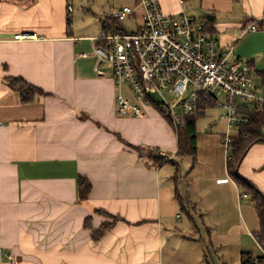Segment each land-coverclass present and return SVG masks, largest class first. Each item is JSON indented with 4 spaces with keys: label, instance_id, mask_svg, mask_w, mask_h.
<instances>
[{
    "label": "crops",
    "instance_id": "obj_1",
    "mask_svg": "<svg viewBox=\"0 0 264 264\" xmlns=\"http://www.w3.org/2000/svg\"><path fill=\"white\" fill-rule=\"evenodd\" d=\"M159 1L168 14L185 11L204 24L213 16L212 35L233 48L232 60H249L261 84L255 87L264 91V0ZM73 2L111 19L139 0H0V264H241L245 253L264 255L253 237L259 224L238 204L219 138L222 167L211 160L199 172V149L192 169L199 186L185 195L178 168L174 175L166 168L181 159L173 125L152 105L141 117L118 113L112 68L99 76L87 53L96 36L77 33L73 21L67 27ZM142 14L139 7L138 20ZM252 24L256 31L248 30ZM26 32L37 37L14 40ZM8 76L47 94L29 100L9 86ZM143 146L176 163L153 165L135 148ZM238 168L264 192V142L252 145ZM80 176L93 185L83 203ZM106 223L110 229L95 238Z\"/></svg>",
    "mask_w": 264,
    "mask_h": 264
},
{
    "label": "built area",
    "instance_id": "obj_2",
    "mask_svg": "<svg viewBox=\"0 0 264 264\" xmlns=\"http://www.w3.org/2000/svg\"><path fill=\"white\" fill-rule=\"evenodd\" d=\"M139 7L142 20H138ZM111 18L115 24L105 22L100 36L92 41L97 74L105 76V67L112 68L118 113L141 117L146 106L157 101L176 131L189 117L206 115L211 108L222 109L227 123L222 139L227 157H231L239 127L249 122L256 107L264 106V91L254 86L249 60H232L233 48L221 47L219 39L205 31L203 20L185 11L165 13L159 0L123 6ZM124 20L136 21V29L130 31ZM257 29L256 24L248 28ZM36 37L18 33L14 40ZM253 237L263 248L261 235Z\"/></svg>",
    "mask_w": 264,
    "mask_h": 264
},
{
    "label": "trees",
    "instance_id": "obj_3",
    "mask_svg": "<svg viewBox=\"0 0 264 264\" xmlns=\"http://www.w3.org/2000/svg\"><path fill=\"white\" fill-rule=\"evenodd\" d=\"M208 19L209 21H205V31L212 34L213 32L211 29L212 25L215 23V18L213 16H209ZM71 22L72 18L69 15L67 18V27L69 29L71 28ZM261 26L264 27V20L261 21ZM99 44H101V42H99ZM261 76L264 84V72L261 73ZM6 81L13 90L19 92L24 96L29 95V100H32L33 97L37 95L47 94L42 88L33 85L25 78L20 76H8L6 77ZM26 100L28 99L26 98ZM151 105L171 122V119L166 116L165 110L159 102L153 101ZM203 116L205 115L189 117L186 123L179 125L176 130L178 138V151L176 153V156L179 158L189 156L192 158L193 164H196L198 160L197 122L199 117ZM262 142H264V106H258L251 113L249 122L246 124H242L239 127L238 132L235 134L232 155L227 159V164L228 169L234 179L236 181L241 179V181L244 183L243 187L245 188V194L250 195L252 201L255 204L259 219V230L257 234L261 235V242L264 249V197L252 182H250L247 178H243L239 174L238 170L240 161L244 157L245 153L249 150V148L256 143ZM135 148L137 151H139L141 157L150 159L153 165H157L158 163H162L165 161L176 163L175 159L160 155L159 152L154 149H150L144 146ZM143 151H148L149 153L144 154ZM92 189L93 185L89 178L85 176H80L78 178L79 203H83L89 200ZM90 224L91 217H87L85 225L90 226ZM111 224L112 223H106L101 229L94 231V237L98 238L103 233H105L108 229H110ZM241 264H264V255L255 257L250 253H245L242 256Z\"/></svg>",
    "mask_w": 264,
    "mask_h": 264
},
{
    "label": "rangeland",
    "instance_id": "obj_4",
    "mask_svg": "<svg viewBox=\"0 0 264 264\" xmlns=\"http://www.w3.org/2000/svg\"><path fill=\"white\" fill-rule=\"evenodd\" d=\"M73 4H74V12H73V16H72V19H73L72 21H73V24H74V27H75L77 33H80L82 35L83 34H91V35H95L96 37H98V36H100V34L102 32L103 22L105 20L106 21L109 20L110 22H112V20L110 18L106 19L101 14L95 15L93 13V11L87 10L85 8H81V6H79V4H77V3L73 2L71 5L73 6ZM88 7H90V5ZM112 24H115V22ZM123 24L130 31H133L136 29V22L133 20H124ZM87 53L92 56L93 52H90V50H89V51H87ZM253 83H254V86L256 84L260 88L261 84H258L259 80L256 76L254 77V75H253ZM222 100H224V96H222ZM222 113H223L222 109H214V110L208 111L205 116L199 117V119H198V122H197V129H198L197 146H198V152L200 149V153L203 157V159L201 161L202 164H201L199 172H201L202 167L206 171L210 165L204 164V162H211V160L216 164L218 163L222 167L223 157H222V154H221L218 146L214 143L217 138H219L220 143L222 145L223 152H224V160L226 161L225 149H224L223 142L221 141L222 132H223V134L226 132V123L220 117V115ZM143 153L147 154L149 152L143 151ZM198 157H199V154H198ZM166 168L172 169L173 175L176 173V168H178V170H177L178 175L177 176L180 179V185L178 182L179 189L185 195H186V191L188 192V188L192 192V190H194L196 186H199V183H197V181L195 183L192 182V180H194L195 171L192 172L193 162H192L191 157H189V156L182 157L179 160L178 166L177 165L175 166L173 164H169L168 167H166ZM166 168L163 170V172H165L167 170ZM258 172H260V171H258ZM165 175L163 173V180L165 179ZM200 175L201 174L199 173V176ZM242 177L246 178L245 176H242ZM166 180H167V175H166ZM249 181L251 182V180H249ZM167 182H168V180H167ZM239 182H241V183H239ZM169 185L175 189L176 188V178L173 181V185L171 182ZM236 185L238 187L237 188L238 189V197L237 198H238L239 206L242 208L243 212L247 213L249 211L252 214V216H254V219L257 221V223L259 224L255 204L252 201L251 196L245 194V188L243 187L244 183L240 179L237 181ZM253 185L256 188H258V186H256L254 183H253ZM164 187H165V185H164ZM201 187H202V185H201ZM176 191H178V190H176ZM163 192H165L164 189H163ZM163 199H164V194H163ZM187 211H188L187 207H184V209H183V207H181V209L179 210V213L182 214L184 218L188 219V216H187L188 212ZM199 224H200V227L202 228V226H203L202 222ZM202 233H204V232H202ZM253 233L257 234L256 232H253ZM206 237H207V235H206ZM210 256L215 259L213 251H211Z\"/></svg>",
    "mask_w": 264,
    "mask_h": 264
},
{
    "label": "water",
    "instance_id": "obj_5",
    "mask_svg": "<svg viewBox=\"0 0 264 264\" xmlns=\"http://www.w3.org/2000/svg\"><path fill=\"white\" fill-rule=\"evenodd\" d=\"M259 191H260V193L262 194V196L264 197V193L259 189V188H257Z\"/></svg>",
    "mask_w": 264,
    "mask_h": 264
}]
</instances>
